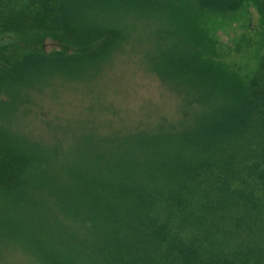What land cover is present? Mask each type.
Here are the masks:
<instances>
[{"label":"trees","instance_id":"16d2710c","mask_svg":"<svg viewBox=\"0 0 264 264\" xmlns=\"http://www.w3.org/2000/svg\"><path fill=\"white\" fill-rule=\"evenodd\" d=\"M248 5L264 20V0H0L1 240L40 264H264V23L244 77L195 24ZM138 11L167 23L147 60L196 104L186 120L79 144L24 131L19 102L97 72Z\"/></svg>","mask_w":264,"mask_h":264},{"label":"rangeland","instance_id":"374dc122","mask_svg":"<svg viewBox=\"0 0 264 264\" xmlns=\"http://www.w3.org/2000/svg\"><path fill=\"white\" fill-rule=\"evenodd\" d=\"M145 13L138 11V15L121 18L133 37L106 64H101L97 72L90 69L83 79L76 81L50 79L39 92L30 91L27 102H19L24 131L43 142L61 140L79 144L83 136L89 142H96L92 134L106 133L111 128L175 127L184 122L191 105L196 104L186 100L168 76L161 77L151 69L146 49L160 45L156 35L167 23ZM263 23L251 5L226 16L200 12L195 18V24L214 40L223 67L240 77L254 66ZM38 45L44 50L60 47L53 38H44ZM3 240L7 239L0 237V264H40L23 246Z\"/></svg>","mask_w":264,"mask_h":264}]
</instances>
